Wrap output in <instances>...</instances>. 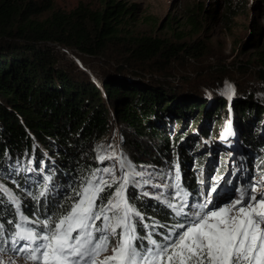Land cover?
<instances>
[{
    "label": "trees",
    "instance_id": "1",
    "mask_svg": "<svg viewBox=\"0 0 264 264\" xmlns=\"http://www.w3.org/2000/svg\"><path fill=\"white\" fill-rule=\"evenodd\" d=\"M49 9V1L0 0V224L4 226L0 240L8 241L0 247H10V234L22 216L36 221L69 209V197L95 169L110 167L113 175L120 176L118 153L126 164L144 173L135 178L140 186L129 187L127 194L145 217L143 224L149 225L147 229L141 225L140 234L151 232L155 239L182 220L168 204L179 208L183 200L175 187L167 192L154 183L163 187L179 183L181 193H188L187 202L194 205L212 178L222 184L238 176L248 188L249 177L264 170V0L223 1L219 18L223 29L231 31L235 21L247 23L244 46L233 40L229 54L248 48L256 56L253 65L239 63V57L225 63L232 68L243 65L235 69L238 75L252 73V89L239 96L246 73L241 76L243 82L232 83L234 91H230L227 86L219 89L221 77H212L225 65H192L210 55L202 42L120 38V19L133 15L134 5L104 0L98 10L79 4L68 12L56 10L36 19ZM207 13L209 17L200 11L190 13L188 24L200 27L214 16L210 9ZM108 49L122 59H113L117 66L98 82L78 72L66 53L102 56ZM188 66L192 67L188 75L178 74ZM194 73L209 75L216 83L197 94L176 95L177 86L170 85L173 78L178 75L182 84L194 85ZM216 93L219 96L212 97ZM229 121L239 141L234 162L224 170L217 165L224 158L209 141L228 129ZM98 155L113 158L101 163ZM99 175L111 182L108 175ZM118 183L101 194L104 203ZM45 188V196L39 197ZM160 193L164 196L158 200ZM114 244L115 239L110 245Z\"/></svg>",
    "mask_w": 264,
    "mask_h": 264
},
{
    "label": "snow or ice",
    "instance_id": "2",
    "mask_svg": "<svg viewBox=\"0 0 264 264\" xmlns=\"http://www.w3.org/2000/svg\"><path fill=\"white\" fill-rule=\"evenodd\" d=\"M227 88L234 91L231 85ZM112 158L97 157L101 163ZM117 163L123 170L120 176L113 175L110 167L95 169L80 189L74 190V197H69L72 204L65 212L36 221L22 216L10 234V247H0V264H16L13 256L21 254L26 264H264V170L249 189H237L238 197L229 204L214 205L216 210L205 211L209 201L189 204L188 193H181L179 183L165 184L166 189L175 187L176 195L183 200L179 208L168 204L182 220L161 239H155L154 233L140 234V226L147 229L149 225L143 224L145 217L127 194L129 187L140 186L135 178L144 173L136 171L124 159H117ZM100 173L108 175L111 182ZM179 180L177 170L176 181ZM118 181L115 191L104 203L101 194ZM3 191L8 193L7 189ZM46 191V188L41 191L39 197H44ZM162 196L164 193L155 198L159 200ZM3 227L0 224V235L4 234ZM113 239L111 255L100 259L102 253L109 251ZM0 243L8 241L0 240ZM8 253L12 255L5 261L2 255Z\"/></svg>",
    "mask_w": 264,
    "mask_h": 264
},
{
    "label": "rangeland",
    "instance_id": "3",
    "mask_svg": "<svg viewBox=\"0 0 264 264\" xmlns=\"http://www.w3.org/2000/svg\"><path fill=\"white\" fill-rule=\"evenodd\" d=\"M38 4L45 3L49 1L51 3V9L46 10L39 14L36 19H44L48 17L53 11L59 10L62 12H68L74 9L77 5L82 4L83 6H87L90 9L98 10L101 8V3L104 0H34ZM223 1L224 0H115V2L122 3L125 7H129L134 5L133 15H129L125 19H120V25L117 27L119 30L118 36L123 39H127L129 36L140 37V36H151L161 40H167L172 44H201L202 42L205 45L206 50L208 51L207 58H205L204 62H191L192 65L197 66L199 68L202 65H213V64H223L229 63L230 61H235L238 57L239 63L253 65L255 63L254 59L256 58L255 53L251 49H238L234 54H229L230 49H232V42H236L239 44L243 43L245 39L244 32V21H235L234 24L231 25V31H226L223 29L219 18L223 11ZM212 10L214 12V16L210 18H206L205 22L193 29L187 21V18L190 13L198 12L202 13V15L209 17L207 10ZM238 20V19H236ZM119 22V21H118ZM169 23V26L166 25ZM247 26V25H246ZM171 27V29L169 28ZM182 33L180 39L176 37L178 34ZM199 41V42H198ZM244 46V43L243 45ZM67 56L73 61V65L78 70V72H84L88 74L92 80L98 82L103 79L108 73L113 71V68L117 66V64L113 61L121 60L122 58L115 57L117 55L116 51L113 49H108L106 55L102 56H89L85 54H80L76 51L67 50ZM118 62V61H117ZM236 64L234 68L224 66L221 67L220 72H216V75H213V79L216 77L222 78V85H220L219 89L226 88L227 85L233 86L232 83H237L238 80L241 82V76L246 72H239L241 75H238V71L235 69L238 66H243ZM250 70H257L256 67L249 66ZM223 68V69H222ZM244 68V67H243ZM247 68V67H245ZM247 68V69H248ZM249 70V71H250ZM192 71V67H186L184 70L181 68L178 70V74L188 75L187 72ZM237 72V73H236ZM195 79V84L184 85L181 83V77L177 75V78H173L172 85L173 87L177 86V90L174 91L176 95L184 94H197L198 91H201L203 87L210 86L211 84H215L214 80L211 81L208 77L209 75L202 74L201 76L196 75V73L191 75ZM208 76V77H207ZM252 73L247 72L243 77H247V79L243 82V87H239L238 96L241 95V92L244 93L243 90H251L253 86V82H250L252 78ZM190 77V78H192ZM242 77V78H243ZM253 77V76H252ZM250 82V83H248ZM178 85H176V84ZM211 83V84H210ZM234 83V84H235ZM190 87V91L186 88ZM245 87V89H243ZM216 89V88H215ZM172 91H170L171 93ZM210 95V94H208ZM213 94H211L212 96ZM217 93L212 97H218ZM264 96V93L263 95ZM212 100V98L210 99ZM231 121H229L228 125L230 127L227 129L228 132H222L217 138L210 137L209 142H213L217 147V152L221 154L224 159L218 160V166H223L224 170L226 167H229L234 162V157L237 154V146L236 143L239 141V136L236 130L231 126ZM261 129L264 133V122L261 126ZM222 134H224L222 136ZM118 159H121V154L118 153ZM207 162H209V158H207ZM223 162V163H222ZM233 167V166H232ZM224 174H229L227 171ZM213 174L210 176L213 177ZM258 174H253L252 177H249V186L248 188L245 185H241V181L239 177L233 178L231 180H227V182L222 183V186H229L235 183L232 186V192L227 194V191L221 190L220 192L208 196L209 188L211 185L215 184V179H211L207 181V187L203 190L202 195L205 201H209L208 209L216 210L214 205H218L223 207L229 204L232 200L238 197L239 189L238 187H242L243 189H249L252 185L254 179H258ZM203 181V180H202ZM219 182L216 188L218 189ZM154 185L158 186L157 183ZM201 186V185H200ZM160 188L164 189L162 185H159ZM203 189V187H201ZM216 189V190H217ZM164 191L168 192V189H164ZM202 201V200H201ZM202 203V202H201ZM114 246V245H112ZM111 246V247H112ZM111 247H109V251L107 255H111ZM9 255H2V258L7 261ZM13 259L16 260V264H26V261L23 257L13 256ZM27 264H31V262H27Z\"/></svg>",
    "mask_w": 264,
    "mask_h": 264
},
{
    "label": "bare ground",
    "instance_id": "4",
    "mask_svg": "<svg viewBox=\"0 0 264 264\" xmlns=\"http://www.w3.org/2000/svg\"><path fill=\"white\" fill-rule=\"evenodd\" d=\"M198 204H202V203H201V199H200V202H199Z\"/></svg>",
    "mask_w": 264,
    "mask_h": 264
}]
</instances>
